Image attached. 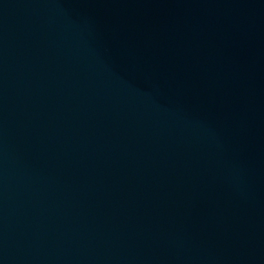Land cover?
Segmentation results:
<instances>
[{
  "label": "water",
  "instance_id": "obj_1",
  "mask_svg": "<svg viewBox=\"0 0 264 264\" xmlns=\"http://www.w3.org/2000/svg\"><path fill=\"white\" fill-rule=\"evenodd\" d=\"M0 264H264V0H0Z\"/></svg>",
  "mask_w": 264,
  "mask_h": 264
}]
</instances>
